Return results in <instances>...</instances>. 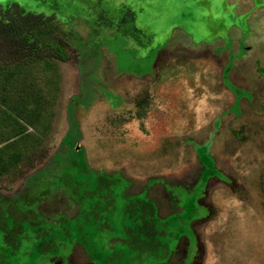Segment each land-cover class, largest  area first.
I'll list each match as a JSON object with an SVG mask.
<instances>
[{
  "label": "rangeland",
  "instance_id": "374dc122",
  "mask_svg": "<svg viewBox=\"0 0 264 264\" xmlns=\"http://www.w3.org/2000/svg\"><path fill=\"white\" fill-rule=\"evenodd\" d=\"M171 1L0 0V62L24 64L0 89V264H46L48 237L99 263L179 239L169 264H264V16L230 34L225 0ZM203 3L218 26L170 53Z\"/></svg>",
  "mask_w": 264,
  "mask_h": 264
},
{
  "label": "crops",
  "instance_id": "0c3cea01",
  "mask_svg": "<svg viewBox=\"0 0 264 264\" xmlns=\"http://www.w3.org/2000/svg\"><path fill=\"white\" fill-rule=\"evenodd\" d=\"M187 1V0H186ZM179 0H172L171 1V7L172 9H178L179 6H175L176 3L179 4ZM175 3V4H174ZM225 6H227V10H228V17H234L239 19L238 21H236L234 24H229V25H224L225 26V33H230V34H253V27L256 23V21L259 20L260 17L264 16V0H225ZM155 10L158 9L160 7L155 6L154 7ZM161 12V10H160ZM261 12L262 15L260 17L257 16V14ZM158 14V13H157ZM159 16H161V14H158ZM257 16V17H256ZM202 17L205 19H208V25L207 26H202V27H197L196 29H181L178 28L177 26L174 28H171L169 31L172 34L170 40L167 42L166 49H168V51L171 53L172 51V43L174 41L175 36H181L182 38H185L186 40H189L192 42V38L190 37V33L194 32V33H204L205 30L204 28H211V27H216L218 25L213 26L214 24H218L215 21H213V18L215 17L212 13V7L208 4L207 6L205 5V3H203V7H202ZM174 18V16L171 17V20ZM255 19V20H254ZM220 26V25H219ZM196 30V31H194ZM161 48V47H160ZM164 48V47H163ZM155 50H159V47H156ZM162 50V48H161ZM145 58H149V61L151 63L152 69L156 67V61L153 58V55L150 54L149 56L145 57ZM144 58V59H145ZM142 78H146L147 80H149L150 84L153 83L154 81V74L151 72L149 73H145L142 74ZM158 78V77H157ZM158 80H162L161 77L158 78ZM130 193V191H128ZM146 202L148 203V201L146 200ZM150 202V201H149ZM151 203L154 205V203L151 201ZM149 204V203H148ZM150 206H152L150 204ZM131 208L133 210H135V207ZM131 208H129V210H132ZM157 211V210H155ZM156 216V214H155ZM123 236V235H122ZM48 238H43L42 239V243L43 245L49 246L52 243L55 242L56 244V249H58L57 251H52L49 252L48 254L40 257L43 258V260H45L48 264H117L118 262L115 260V258H113V251H104V253H107V255L109 253H112L111 256H109L110 259H113V261L110 263L108 260H104L102 261V263H99L96 261V258L99 257L100 253H103V251H101L102 249H105L103 247H101V249L97 248L94 251H89L87 249V247L84 245V240L78 241L76 240L74 242V244L72 245L73 248L71 250V253L68 254H64L65 252L63 251V243L64 240H67V238L65 237L63 240L62 238H59V240H56L55 238L51 237ZM53 238V239H52ZM178 238V237H177ZM120 238H115V239H111L109 241H118ZM100 239H98L97 241H99ZM121 240V239H120ZM179 239H176V244L173 246V244L170 246L169 249V253L166 254V258L165 260L155 263V264H169L171 261V258L176 254L177 250H178V242ZM122 242H125V240H123ZM148 252V253H152ZM120 255H122V252H118ZM147 253V254H148ZM157 253V252H156ZM103 255V254H102ZM152 255V254H151ZM157 255V254H155ZM140 256V255H138ZM136 256V257H138ZM112 257V258H111ZM135 256L133 257L134 259L136 258ZM120 258H125V253L123 252L122 257ZM125 260H123L124 262ZM45 262V263H46ZM46 263V264H47ZM119 264H121V261H119Z\"/></svg>",
  "mask_w": 264,
  "mask_h": 264
},
{
  "label": "trees",
  "instance_id": "16d2710c",
  "mask_svg": "<svg viewBox=\"0 0 264 264\" xmlns=\"http://www.w3.org/2000/svg\"><path fill=\"white\" fill-rule=\"evenodd\" d=\"M39 17H35V19H39ZM7 26L4 24H0V36L2 34L7 33ZM27 51L32 52L35 56V61L43 60L45 58H56L59 60H63L62 55L57 52L54 47H41V46H30ZM24 69V64L16 63L12 64L11 61L1 63L0 62V89H5L6 86L3 85V81L11 80L14 77V74L22 72ZM75 125V122L72 123ZM48 152H46L45 156H47ZM15 158V157H14ZM44 158V157H43ZM43 158L41 160H43ZM8 167H5L7 169Z\"/></svg>",
  "mask_w": 264,
  "mask_h": 264
}]
</instances>
